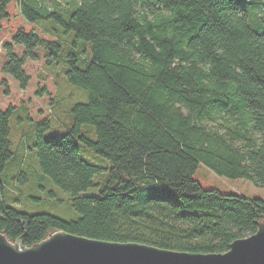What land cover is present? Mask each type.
Returning a JSON list of instances; mask_svg holds the SVG:
<instances>
[{"label": "trees", "instance_id": "1", "mask_svg": "<svg viewBox=\"0 0 264 264\" xmlns=\"http://www.w3.org/2000/svg\"><path fill=\"white\" fill-rule=\"evenodd\" d=\"M11 1L0 0V22ZM16 1L28 22L54 20L89 43V58L86 49L66 55L68 82L88 101L73 106L62 136L46 140L49 123L38 124L33 145L40 171L71 194L80 217L21 212L5 202L0 180V233L28 247L60 230L211 254L256 232L263 199L204 189L193 175L204 164L264 186V0ZM12 42L25 56L37 46L51 59L63 50L34 30ZM13 44L4 45L2 70L24 89L25 57ZM11 111L0 109V174L12 157ZM76 142L110 162L106 178L94 181L103 168L82 160Z\"/></svg>", "mask_w": 264, "mask_h": 264}, {"label": "rangeland", "instance_id": "2", "mask_svg": "<svg viewBox=\"0 0 264 264\" xmlns=\"http://www.w3.org/2000/svg\"><path fill=\"white\" fill-rule=\"evenodd\" d=\"M42 3L48 6L51 0H42ZM62 4L65 6L67 0H63ZM76 5L72 2L70 8L74 10ZM7 12L8 18L0 22V109L12 107V157L0 174L4 200L27 214L48 213L63 220H76L80 216L71 205V194L55 185L50 177L40 171L33 145L37 140L38 124L44 121L49 123V127L43 131L46 140L62 136L70 130L73 123V106L88 101L86 90L68 82L66 55L70 49L78 52L86 49L87 54L84 57L89 58L90 45L88 42L75 41L74 33H65L64 28L54 20L28 22L21 15L16 0L7 4ZM20 29L25 32L34 30L43 39L60 42L63 46L61 55L51 59L45 46H37L33 50L34 56H25V53H28L27 48L12 42L13 36ZM7 43L13 44V52L18 57H25L22 68L29 79L24 89L20 80L2 70L7 62L4 49ZM78 65L82 66V61H79ZM82 131L90 139H96L93 126L82 125ZM76 145L82 160L103 168L101 173L94 177V181L99 182L106 178L110 162L96 155L90 148L78 142ZM193 177L204 189L214 188L223 193L264 200L263 185H256L246 178L220 176L204 164L198 166ZM95 193L97 187L88 191L91 195Z\"/></svg>", "mask_w": 264, "mask_h": 264}, {"label": "water", "instance_id": "3", "mask_svg": "<svg viewBox=\"0 0 264 264\" xmlns=\"http://www.w3.org/2000/svg\"><path fill=\"white\" fill-rule=\"evenodd\" d=\"M224 253H189L136 242H110L60 230L32 246L0 233V264H264V218Z\"/></svg>", "mask_w": 264, "mask_h": 264}]
</instances>
